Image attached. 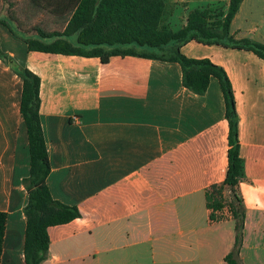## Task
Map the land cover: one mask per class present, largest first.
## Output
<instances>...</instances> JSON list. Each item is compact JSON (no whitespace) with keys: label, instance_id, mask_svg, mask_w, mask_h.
<instances>
[{"label":"crops","instance_id":"obj_1","mask_svg":"<svg viewBox=\"0 0 264 264\" xmlns=\"http://www.w3.org/2000/svg\"><path fill=\"white\" fill-rule=\"evenodd\" d=\"M232 22L235 39L264 44V13ZM231 0H166L162 27L177 32L196 9L228 12ZM190 3L197 8L190 10ZM264 4V3H263ZM183 7L180 27L172 29ZM264 10V9H262ZM250 11V10H249ZM34 34V33H33ZM0 48L40 78V116L55 201L81 217L48 228L43 264H227L230 213L211 219L206 193L228 173L229 123L218 79L204 95L183 84L179 63L137 56L31 52L0 23ZM182 53L209 59L232 82L245 178L242 264H264V61L254 53L192 41ZM23 81L0 59V212L8 215L1 264H26L29 139L20 111Z\"/></svg>","mask_w":264,"mask_h":264},{"label":"trees","instance_id":"obj_2","mask_svg":"<svg viewBox=\"0 0 264 264\" xmlns=\"http://www.w3.org/2000/svg\"><path fill=\"white\" fill-rule=\"evenodd\" d=\"M33 7L55 15L65 22L63 31L35 28L24 42L31 52L69 56L99 57L106 64L112 56H137L179 63L184 86L204 95L210 79H218L226 104L229 123L228 173L221 184L206 193L211 219L220 221L217 212L228 208L235 221V244L226 256L227 264H242L246 210L238 187L245 178L240 154V119L232 82L226 71L209 59H192L182 53L184 45L195 41L254 53L264 61V44L250 39L237 40L232 35V22L243 0H231L228 12L210 8L189 13L187 25L173 32L162 27L166 0H30ZM0 19L13 35L16 31ZM34 33V34H33ZM47 40L48 43H47ZM0 59L13 66L23 81L20 111L26 123L30 152V175L24 179L28 204L24 254L26 264H43L50 248L48 228L68 224L81 217L77 207L55 201L47 185L51 163L40 116V78L27 68L16 65L0 48ZM8 215L0 212V264Z\"/></svg>","mask_w":264,"mask_h":264},{"label":"rangeland","instance_id":"obj_3","mask_svg":"<svg viewBox=\"0 0 264 264\" xmlns=\"http://www.w3.org/2000/svg\"><path fill=\"white\" fill-rule=\"evenodd\" d=\"M264 0H252L250 7H245L244 13L249 14L252 6L255 5L253 10L261 9V15L264 13ZM194 3H190L189 8L193 10L197 8ZM250 10V11H249ZM184 13L183 7H179L175 11L174 22L172 24L173 30H178L180 27L179 16ZM15 17L17 20H8L11 28L16 31L20 40L24 41L28 35L39 27L46 31H63L65 22L61 18L52 15L48 12L34 8L30 0H0V19ZM15 36V35H14ZM49 40H47L48 43ZM2 51V50H1Z\"/></svg>","mask_w":264,"mask_h":264},{"label":"built area","instance_id":"obj_4","mask_svg":"<svg viewBox=\"0 0 264 264\" xmlns=\"http://www.w3.org/2000/svg\"><path fill=\"white\" fill-rule=\"evenodd\" d=\"M230 210L226 207L222 210V212H217L216 214L219 215L221 218H225L230 214Z\"/></svg>","mask_w":264,"mask_h":264}]
</instances>
